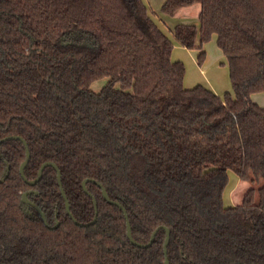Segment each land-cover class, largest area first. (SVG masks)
I'll return each mask as SVG.
<instances>
[{
	"label": "trees",
	"instance_id": "1",
	"mask_svg": "<svg viewBox=\"0 0 264 264\" xmlns=\"http://www.w3.org/2000/svg\"><path fill=\"white\" fill-rule=\"evenodd\" d=\"M199 3V25L175 26L181 46L213 36L234 95L198 84L145 0H0V140L23 136L35 179L55 162L74 216L92 221L100 181L126 208L134 238L171 230L170 264H264V0H165L174 16ZM198 40V44H197ZM107 78L100 91L93 82ZM19 139L0 144V264H165L166 230L134 245L119 206L98 201L89 226L66 208L57 170L31 185ZM229 171L253 184L226 205ZM263 181V183H262ZM46 213L27 214L22 194ZM258 193V200L256 194Z\"/></svg>",
	"mask_w": 264,
	"mask_h": 264
},
{
	"label": "rangeland",
	"instance_id": "2",
	"mask_svg": "<svg viewBox=\"0 0 264 264\" xmlns=\"http://www.w3.org/2000/svg\"><path fill=\"white\" fill-rule=\"evenodd\" d=\"M145 2L152 7V16L164 28L165 32L173 39L175 26L180 23L198 24L196 17H189L184 19L182 14L173 16L172 18H163V12L161 11L162 5L165 0H145ZM200 4H198L199 6ZM195 7V6H194ZM194 9V8H193ZM167 17V16H166ZM198 44V40H197ZM206 51V58L202 64L198 62L199 49L192 48L188 49L180 44L174 45L172 56H176L173 60H181L184 62L186 67V73L184 77L185 88H192L198 84H202L209 89L214 90L220 96H224L226 92H230L234 95L232 82L230 79L229 67L226 62V58L222 53L221 49L217 45L216 36H213L204 45ZM107 78L97 80L92 83L91 89L94 91H100L106 84ZM262 93L253 94V99L258 102L257 97ZM230 183L225 190V203L226 205H237L240 204L251 187L258 189L260 184H253L250 180L240 179L236 173L229 171ZM263 183V181H262ZM258 200V193L256 194Z\"/></svg>",
	"mask_w": 264,
	"mask_h": 264
},
{
	"label": "water",
	"instance_id": "3",
	"mask_svg": "<svg viewBox=\"0 0 264 264\" xmlns=\"http://www.w3.org/2000/svg\"><path fill=\"white\" fill-rule=\"evenodd\" d=\"M9 139H19L21 140L24 145H25V148H26V158L25 160L22 162L21 166H20V172H21V175L23 176V178L25 179V181L31 185H34L36 184L38 181H40V179L42 178V175H43V172L45 170V168L47 166H53L56 170H57V178H58V181H59V184H60V187H61V191H62V194L65 198V201H66V208H67V211L69 213V215L71 216V218L74 220V222L78 225H81V226H89L90 224L96 222L97 218H98V201L97 199L93 196V194L89 191L88 187H87V183L88 181H93L95 183H97L101 188H102V193H103V196L104 198L112 203V204H115L117 206H119L120 208H122V210L124 211V214H125V218H126V221H127V235L130 239V241L136 245V246H139V247H143V248H147L149 246H151L156 238V235L158 233V231L161 229V228H164L166 230V238H165V242H164V252H165V264H170V260H169V257H168V244L170 242V239H171V230L169 227L165 226V225H161L159 227H157L152 235H151V238L149 240V242L147 243H141L139 241H137L134 236H133V233H132V226H131V222L129 220V215L127 213V210L125 208V206L118 200H114L110 197L107 189L104 187V185L96 180V179H91V178H87L83 181L82 183V186L84 188V190L86 191V193L90 194L92 197H93V202H94V205H95V208H96V214H95V217L92 221H89V222H80L79 220L76 219V217L74 216V214L72 213L71 211V208H70V202H69V199H68V196L64 190V187H63V182H62V173H61V170L59 168V166L53 162V161H45L39 171H38V175L35 179H28L26 174H25V167L26 165L28 164L30 158H31V151H30V148H29V145L26 141V139L21 136V135H8L6 136L5 138H2L0 140V144L5 141V140H9ZM6 170H5V173L2 177H0V182H3L5 181L6 177L9 175V172H10V164L8 161H6ZM29 194H38V191L37 190H29V191H26L22 194V200H21V203L23 204V207L26 211L27 214H33V211L31 209L34 208L36 211L39 212V214L41 215L42 219L44 220L45 224L48 225L49 227L51 228H56L59 226L60 222L59 220L57 219L56 223L54 225H50L49 224V221L47 219V216H46V213L42 210V208L36 204L35 202H33L30 198H29Z\"/></svg>",
	"mask_w": 264,
	"mask_h": 264
},
{
	"label": "crops",
	"instance_id": "4",
	"mask_svg": "<svg viewBox=\"0 0 264 264\" xmlns=\"http://www.w3.org/2000/svg\"><path fill=\"white\" fill-rule=\"evenodd\" d=\"M198 4L199 3H197V4H194V5H191V6H186V7H183V8H181L177 13H176V15H174V17L175 16H178V14H182V17L184 18V19H188L189 17H191L192 15H194V16H192V17H196L198 20H199V13H200V10H201V5H199L198 6ZM150 6V5H149ZM195 6V7H194ZM150 8H151V11H152V7L150 6ZM194 8V9H193ZM152 13H153V11H152ZM164 14V13H163ZM167 16V17H166ZM173 16H169V15H163V18H172ZM173 17V18H174ZM153 18H154V16H153ZM155 19V18H154ZM157 22V21H156ZM158 23V22H157ZM186 23V22H185ZM159 24V23H158ZM180 24H182V23H180ZM198 24H199V21H198ZM160 26V25H159ZM161 27V26H160ZM162 28V27H161ZM163 30H164V28H162ZM165 31V30H164ZM174 43H175V45L176 44H179V43H177V41H175L174 40ZM223 53V52H222ZM172 58L174 59V58H177L176 56L174 57V56H172ZM260 93H262L261 95H258L259 97H257V100H258V103L261 105V106H263L264 107V92H260ZM256 94V93H255Z\"/></svg>",
	"mask_w": 264,
	"mask_h": 264
}]
</instances>
